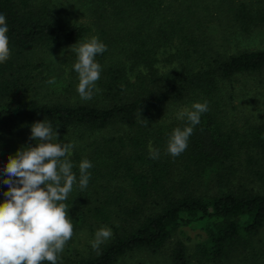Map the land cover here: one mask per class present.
Wrapping results in <instances>:
<instances>
[{"label": "trees", "instance_id": "1", "mask_svg": "<svg viewBox=\"0 0 264 264\" xmlns=\"http://www.w3.org/2000/svg\"><path fill=\"white\" fill-rule=\"evenodd\" d=\"M214 1L226 29L197 0H0L11 52L0 63V202L8 157L35 146L31 125L44 121L75 145L77 183L64 201L73 236L113 233L86 255L72 236L57 264H116L135 251H164L171 264H264V101L253 106L264 100V48L226 54L233 36L264 26V0ZM92 37L107 50L96 57L100 91L86 101L72 48ZM253 75L251 87L238 81ZM196 102L209 110L173 157L172 131L189 126L177 113ZM185 229L198 232L191 248Z\"/></svg>", "mask_w": 264, "mask_h": 264}, {"label": "clouds", "instance_id": "2", "mask_svg": "<svg viewBox=\"0 0 264 264\" xmlns=\"http://www.w3.org/2000/svg\"><path fill=\"white\" fill-rule=\"evenodd\" d=\"M8 30L6 17L0 14V63L11 55ZM72 50L76 54L73 70L78 74L77 92L87 101L94 92L100 91L96 82L102 68L96 57L103 54L107 46L92 37ZM47 83L55 84V77ZM208 110L207 102H196L191 110L185 108L177 113V119H187L189 126L172 131L167 145L171 156L177 157L186 150L194 126ZM56 129L44 121L32 124L29 139L36 141L35 146H21L8 157L2 169L5 174L2 182L7 185V191L3 193L4 201L0 202V264H43L44 261L57 264L73 236L69 206L64 201L77 183L73 164L68 159L75 145L58 142ZM158 155L157 150L150 149L152 159H157ZM91 167L87 159L79 164L81 190L88 186ZM112 235L108 227L98 229L91 242L93 249H98Z\"/></svg>", "mask_w": 264, "mask_h": 264}, {"label": "rangeland", "instance_id": "3", "mask_svg": "<svg viewBox=\"0 0 264 264\" xmlns=\"http://www.w3.org/2000/svg\"><path fill=\"white\" fill-rule=\"evenodd\" d=\"M42 0H33V3H38L41 2ZM254 1V0H252ZM198 6L196 7L197 9H200L199 13L202 14H207L211 21V25H218L220 26L221 24V29H226L228 27V23L225 21V19L220 21L219 19H215V15L217 14V8L215 6V1L214 0H197ZM77 17L78 21H85L83 16H78L75 14ZM60 16L62 20L67 19V17H70L65 13L63 10L60 12ZM73 16V15H72ZM75 17V16H74ZM219 28V27H218ZM227 53H233L236 50H256V49H261L264 48V26L263 27H255L254 29L250 30L247 34L245 33H240L236 34L231 38L230 43L227 45ZM17 63H22L23 59L22 58H16ZM39 70V67L37 66L36 70L34 72H37ZM253 78H258L255 75L252 77H245L242 78L240 77L238 81H242V83H246L249 87H251L253 83ZM256 91L257 93L260 91V88L255 87V90H252L254 93ZM30 94V92H28ZM38 98L42 101H47L46 98H44L40 94H36ZM256 100L257 104H254L253 106L255 107V112L260 111L263 109V98H260L259 95H256ZM97 230L93 231L92 233L90 232H80L77 233L75 236H73V247L75 248L76 254L77 255H86L89 251H94L96 249H93L91 242L94 240L95 233ZM184 234L187 237L188 245L191 248L192 244H194L196 241L199 240L198 232L196 230H184ZM184 236V237H185ZM258 242L263 243L264 242V231L259 234ZM116 264H171L167 253L164 251H161L159 253H149V252H144V251H135L133 253H130L126 255L123 259L118 261Z\"/></svg>", "mask_w": 264, "mask_h": 264}]
</instances>
